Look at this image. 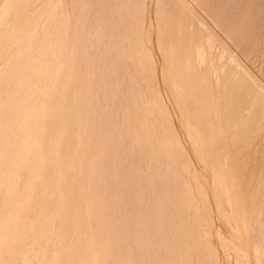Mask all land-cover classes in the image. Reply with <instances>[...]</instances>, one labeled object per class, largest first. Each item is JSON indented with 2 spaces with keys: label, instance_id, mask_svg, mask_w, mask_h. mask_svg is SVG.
Masks as SVG:
<instances>
[{
  "label": "bare ground",
  "instance_id": "1",
  "mask_svg": "<svg viewBox=\"0 0 264 264\" xmlns=\"http://www.w3.org/2000/svg\"><path fill=\"white\" fill-rule=\"evenodd\" d=\"M32 2L33 0H0V264H173L175 259L178 264H193L190 252L195 253L196 264H214L211 262L214 258L211 255L209 239L201 230L198 219H192V227L188 223L185 211L192 205L193 196L190 187L184 182L183 171L177 167L180 164L173 159V155L160 140H164V143L170 141L172 129L160 124L166 115L161 113L159 106L148 102V96L139 85L140 80L129 72L128 63L139 65L137 74L143 80L142 74L150 69L145 62L148 60L146 52L137 49L144 1L70 0L72 23L68 21L70 16L66 13V5L62 0H47L49 7L46 14L41 8L27 17ZM161 2L163 1L155 3ZM164 2L169 4L165 10H160L156 5L154 7L158 37H164L165 61L173 62L174 68L177 69L179 65L181 68L183 66L179 64L181 58L187 60L183 73L180 72L179 77H175V84L178 86L176 93L183 106L193 113L192 120L196 117L204 120L199 121L198 126L194 124L191 127L192 122H189V137L194 142L206 140L207 143L211 131L206 129V124L209 123L205 120L209 118L207 112L211 107L205 111L207 106L202 98L209 93L201 91L203 81L197 78L198 73L192 70L191 63L194 61L190 62L194 56L200 63L205 59L203 45L191 40L200 34L201 21L189 1ZM233 2L234 0H211L213 18L215 16L227 25V32L232 39L236 37L232 27L237 24V18L239 21L248 19V14L237 10ZM200 3L204 5L203 1ZM91 4H95V7L91 8ZM162 22H165L164 29L161 28ZM195 23L198 27L193 26ZM181 37L182 44L179 42ZM214 39L216 38L212 40ZM92 48L98 63L104 59L103 53L114 49L109 65L110 68H117L118 73L109 70L105 74L112 79V84L124 87L117 88L119 102L115 110L120 112L123 134L134 139L133 145L139 143L137 159L151 165L147 168L150 173L146 177V191L153 206L148 212L150 216L146 219L140 208L141 191L136 184L138 178L143 175L142 170L132 171V162H122L117 140L112 142L111 146L108 143L109 136L121 135V127L120 130L116 128L117 121H107L112 117L113 111L110 102L117 96L105 89L107 81L104 72H99L98 78L94 80V73L89 66L92 67L89 54ZM223 53L220 52V55ZM229 55L230 53L226 56ZM175 56H178L179 60ZM212 56L214 54H211L213 61ZM209 63L211 64V61ZM97 68L104 70L105 65L98 64ZM208 68L210 69L209 66ZM217 69L218 67L215 72H219ZM231 72L233 73V70ZM191 74H196L194 78L197 79L193 80ZM191 79L194 82H191ZM238 82L236 81V85ZM260 90L263 91L259 88L258 91ZM209 91L211 94V90ZM262 93L261 98L264 100V92ZM232 99L235 101L237 98ZM215 104L218 106V102H214ZM188 115L186 116L189 117ZM148 118L157 120H147ZM131 119L136 120L132 122ZM249 124L251 125V122ZM211 125L208 128L211 129ZM201 131L205 133L198 137L196 133L201 134ZM222 136L220 140L225 142V135ZM231 141L233 142L232 139ZM223 146L220 143L216 152L221 159H226L227 155L223 153L226 147ZM111 147L112 153H109ZM132 155L133 153L129 152V156ZM123 164L126 165L120 172L119 167ZM140 167L138 164V168ZM219 178L217 177L218 183ZM110 182L114 183L113 190L109 189ZM218 183L216 187L221 184ZM221 186L222 184L218 187L219 190L223 189ZM220 192L223 193L221 190ZM124 195L125 198L128 197L127 206ZM223 195L227 197V194L220 193V197H224ZM221 201H218L219 204ZM228 203L229 201L226 205ZM195 205L198 206L197 201ZM197 212L199 213V208L194 207L196 215ZM226 213L230 214V210ZM229 216L231 214L228 218ZM163 218L165 222H162ZM230 220L229 223H232L233 219ZM109 221H112V234L110 242H106L103 229ZM147 223L151 227L150 230L147 229ZM229 223L226 225L231 229ZM188 226L194 229L196 242L188 241L194 236ZM150 232L152 237L149 236ZM157 233L162 234L158 242L154 241ZM262 237L260 234L261 241L264 238ZM171 240L176 245L172 250ZM258 241H254L253 246L256 256L261 248H264L258 246L261 244ZM127 243H133L135 246L133 260L130 252L129 259L120 263V250L126 248ZM190 243L196 245L194 250ZM159 246L165 252L163 260L154 254L155 248ZM223 248L225 250L226 247L220 249ZM236 249L238 253H242L239 248Z\"/></svg>",
  "mask_w": 264,
  "mask_h": 264
},
{
  "label": "rangeland",
  "instance_id": "2",
  "mask_svg": "<svg viewBox=\"0 0 264 264\" xmlns=\"http://www.w3.org/2000/svg\"><path fill=\"white\" fill-rule=\"evenodd\" d=\"M46 1L47 0H33L32 5H31V7L27 13V17L32 16V14L35 13V11H37L38 9H41V8L44 9L43 12H44V14H46V12H47L46 9H47V7H49L46 4ZM143 1H144V3H143L144 6H142V12H141L142 27L139 30L140 38H139V43L137 45V49H142L146 52L145 54L148 56V60H146L145 62H146V65H148L150 67V69H148L145 72V74H142L144 76V79L141 80L142 78L140 79L138 74H137L138 70H139V65L135 64V66H133L130 63H128V68H129V72L137 80H140L139 85L144 90L145 94L148 96V99H149L148 102L149 101L153 102L154 105L159 106V108L161 109V113H164L166 115L165 116L166 121L163 120L162 122H160V124L162 126H164V124H165V127L172 129V131L170 133V141L168 140V142L164 143L165 142L164 140H162V139H160V140H161V143H163L164 147L167 148L166 150L171 155H173V159L176 162H178L180 165H182V166L177 165V167L183 171L182 174H183L184 182H185L186 186L190 187L192 196L194 198V199L192 198V200H193L192 205L193 206L192 205L188 206L186 208V211H185V214L188 218V223H190L189 225L191 226V222L193 221L192 219H194V218L198 219L200 227L202 226L201 230L203 231V233L205 235H207V237L209 239L210 250L212 253L211 255L215 259L214 260L212 258L213 260L211 262H214V264H236L237 261H238L237 264H259V263L264 264V260H263L264 259V253H263L264 248L262 249L260 247V246L264 247V240H263L264 239L263 238L264 237V100H263V97L261 98V96L263 94L262 92H264V0H234L233 4H234V6H236V9L237 10H243V12L248 14V19L245 21H239V18H237V22H236L237 24H235V26L232 27L234 29V31H233V29H232V31L235 32V35H236L235 38L233 37L234 39L229 37V34H228L229 32H227L228 31L227 25L220 22L218 20V18H216L215 16L213 18V15H212L213 5L211 6V0H187L192 4L195 12L198 15V18L201 21L200 25H199V28H202V29H199L200 34L198 35V37H196L195 39H191V40L195 41V43L197 42L196 44L200 43L203 45L204 48L202 47V50L204 49L203 52L205 51L204 52V54H205L204 58L205 59L200 63V61H198V59H195L194 58L195 56H194L193 58H191V61L188 60V62L194 61L193 63H191L192 64V66H191L192 70H195V73L196 74L198 73L197 78H201V81H203L201 83V91L202 92L207 91L210 94L209 90H211L210 95L207 94V92H206L207 95L205 97H207V98H205V97L202 98V101H204V104H206V106H207L205 111H208L209 108L211 107L210 110L207 112V115L209 118H207V120H205L206 123H209V124L205 123L206 126L208 125V127H210V125L212 124L211 129L208 127L206 128L207 130L209 129L211 131V132H209L210 134L208 135V137L210 139V140H208L209 144H207L208 141L206 143L205 139H204L205 141L201 140L204 142V144H203V142H201V141H199V142L195 141L194 142L189 137L190 135H189V133H187V132H189V131H187L189 128V122H192V125H190V127H191V126H194V124H197L196 126H198V124H200V122L204 121V120H200L199 117H196L195 118L196 120L195 119L192 120L193 119V113L191 111H189V109H187V107L183 106V103L181 102V100L177 96L178 92L176 91V88L178 86L175 84V77H179L178 74H180V72L183 73L184 64H186L187 60H185L184 57L183 58L180 57L182 60L181 59L179 60L177 58L178 56H175V58L179 60V64H183V66L181 65L182 68L179 67L180 65L178 64L179 66L177 67V69H175L174 68L175 66H173L174 65L173 62H172L173 63L172 64L170 62L168 63L167 61H165L166 57H165L164 48H163V38L164 37H162V38L158 37L159 32H157V31H159V29H158V26L156 24L157 18H156V10H155L154 6L156 5L158 8H160V10H165L167 8V5L169 6V4L165 3L164 0H143ZM156 1H163V2H161V4H156L155 3ZM202 1H203L204 5H202L200 3ZM206 1H209L210 3L206 4L205 3ZM250 1H251V4H250ZM62 2L64 3V5H66V13L70 16L68 21H69V23H72L73 19L71 18V16L73 15V11H72L71 6L69 5L70 0H62ZM93 6L95 7V4H91L90 7L93 8ZM199 15H200V17H199ZM161 26H162L161 28L164 29L165 28V22L164 23L162 22ZM193 26L198 27L196 23ZM237 27H238V29H237ZM194 29H195V27H194ZM182 31H183V29L180 31V33H182ZM199 31H198V33H199ZM16 33H19V32H16ZM214 35H216V36H214ZM244 35H245V37H244ZM210 36L212 39L213 38H216V39L212 40L211 38H209ZM238 37H239V39H238ZM196 39H197V41H196ZM243 39H244V41H243ZM180 40L182 42V40H183L182 37L179 39V42H180ZM219 41L222 43H220ZM190 43L192 45L194 44V42L193 43L190 42ZM215 43H216V45H215ZM221 44H222V46H221ZM193 47L194 46H192V48ZM94 48H95V46H94ZM221 48L222 49L226 48V49H225V51H223ZM113 50L114 49L112 48L111 50L107 51L106 53H103L102 56L104 59H101L100 63H98V61L95 60L96 55L94 52H92L93 48L89 52L90 57H91L90 63L92 64V67H91V65H89V64L88 65L90 66V68L92 69V72L94 73V75H93L94 80L98 78L99 72H104V74H105L109 70H115V72L118 73L117 68H114V69L110 68V65H109ZM214 51H215V53H214ZM220 52L223 54L220 55ZM225 52H227V53L225 54ZM229 53L231 56L229 55L227 57L226 55H228ZM211 54L212 55L214 54V56H212V57H214L213 61L211 58ZM219 57H221L222 59ZM193 59H195V60H193ZM218 59H220V60L218 61ZM225 59L227 61L230 59L231 60L228 61L227 62L228 64H227L226 62H224V61H226ZM210 61H211V64L209 63ZM165 62H167V64ZM98 64H104L105 69L104 70L98 69L97 68ZM193 64H194V67H193ZM205 64H207V66ZM235 64H237V65H235ZM202 65H203V67H202ZM213 65L214 66L217 65L216 67H218L219 72H215L216 67H214ZM224 65H225V67H224ZM208 66L210 67V69L208 68ZM220 66L224 67V68H221ZM132 69H134V70L132 71ZM218 69L216 71H218ZM222 69H224V71ZM232 70H233L234 74L231 72ZM177 71H179V72L176 73ZM221 71H222V73H221ZM133 72H135V73H133ZM203 72H206L210 76L208 77L207 74L203 73ZM175 74H177L178 76L177 75L175 76ZM196 74H194V75L191 74L193 76V77L192 76L191 77L194 78V76ZM232 74L234 76V80H233ZM235 75L237 77H235ZM104 78L107 81V86L105 87V89L107 88V90H110L109 93L113 92L117 96L118 95L117 88L118 89L124 88L123 86H119V85L117 86L115 84H112V79L109 76H107L106 74L104 75ZM197 78H194L193 80H195ZM206 78H208V79L206 80ZM193 80L191 82H194ZM205 80L208 81L207 82L208 84L211 82L212 83L208 85ZM238 80L240 82H238ZM236 81L238 82V85H236L237 84ZM205 83L207 86L205 85ZM253 83H255V84H253ZM240 84H241L242 88L240 87ZM252 84L256 85V87L258 89L261 88L263 91L260 90V92H259L258 89H256V87H254ZM192 85H194V84H192ZM249 86H250V89H249ZM258 86H260V87H258ZM206 87L207 88L210 87V88L207 89ZM193 88L195 89V86H193ZM251 88H253V89H251ZM237 89H238L239 93H238ZM246 89H248V90H246ZM257 91L259 92L258 95L256 94ZM242 92H243V94H242ZM212 93H213V95H212ZM232 94H233V97H232ZM211 96H215V97L212 98ZM234 97L237 98L236 100L234 99L236 102L233 101V99H232ZM256 98L259 101H257ZM118 102H119L118 96L113 101L110 102L111 109H113V111H112V117L110 119L108 118L107 121L111 122V123L112 122L115 123L117 121V127L116 128H118L120 130V127H121V135L118 137H115V136L113 137L112 135H111V137L109 136L108 137V143L111 146V143L116 142V140H117L118 144L117 143L116 144L120 148L119 155L121 156L122 162H128V161L132 162L133 163L132 171L137 172L138 169L142 170L143 175L138 178V180L136 181V184H137V186H139V190L141 191V207L140 208H141V210H143L144 219H146L150 216V214H148V212L151 211V208H152L151 206H153L151 204V201H152L151 197L148 196L147 191H146V177L150 173V170H147V168L151 167V165L150 166L147 165L145 161H144V163H143V161L139 162V159H137V155H138L137 154L138 153L137 145L139 143H135V145H133L134 139H132V137H128L127 135L125 136L123 134V131H124L123 125H122L123 122L121 123L122 119L119 118L120 112L119 111L116 112V110H115V107L118 104ZM214 102L215 103L218 102V106H220V107L218 108L217 104L214 105ZM250 103H252L251 106H250ZM181 105L183 106V108H185L187 110L183 109ZM262 107H263V109H262ZM215 108H216V110H215ZM217 108H218V110H217ZM250 109H252V110H250ZM244 110H246L247 112ZM187 111H189L190 113ZM216 111H217V113H216ZM229 114H230V116H229ZM186 115H188L189 117H187ZM227 115L229 118H227ZM218 116H219V118H218ZM249 116H250V118H249ZM197 118H198V120H197ZM236 118H237V120H236ZM131 120L133 122L136 119H131ZM147 120L155 121V120H157V118H148ZM249 122H251V125L249 124ZM223 126H225V127H223ZM156 127H157V125H156ZM231 127H232V129L234 127L233 132H232ZM235 129H236V131H235ZM245 129H246V131H245ZM199 133L200 132H198V134L196 133V135H198V137L200 135L203 136L204 134H202V133H205V132L201 131V134H199ZM234 133H236V134H234ZM222 135H225L224 139H223V140H225V142L221 141L223 138ZM235 136H236V138H235ZM241 136H242V138H241ZM226 138H227V140H226ZM231 139L233 140V142L231 141ZM220 143L222 145H224L223 147H226V150L223 151V153H226V155H227L226 159H221L222 157H219V155L217 154V152H218L217 150L219 148L218 146ZM217 144H218V146H217ZM208 145L210 146V148H208ZM232 145H234V146H232ZM204 146H206L207 148ZM112 147H114V146L112 145ZM112 147L109 148V151H108L109 153H112V149H113ZM129 147L131 150L129 149ZM231 147H233V149ZM206 149H208V150H206ZM208 151H209V153H208ZM233 151L235 152V154ZM129 152L133 153V155L131 157L129 156ZM218 157L221 160H219ZM216 159H217V161L219 160L221 162L215 161ZM184 162H185V165H184ZM138 164H139V167L141 166L140 168H138ZM125 165L126 164H123L119 167L120 172L122 171V169H124ZM219 167L221 170L218 169ZM217 170L218 171L220 170V171L218 172ZM216 172H218V173H216ZM221 176H223V177H221ZM217 177H220L219 182L222 184L221 188H223L220 190L223 191V193L220 192V190L218 189V187L221 184L217 182ZM138 181H140V182H138ZM217 183H218V185L220 184L218 187H216ZM224 184H225V186H224L225 188L223 187ZM108 186H109V189L112 188V190H113L114 187H112V186H114V183L110 182ZM214 187L217 189H215ZM199 189L201 191H199ZM216 191H218V192H216ZM219 192L221 193V195L227 194V197H225L226 195H223L224 197H220ZM217 193H219V194H217ZM215 194H217V195H215ZM214 195H215V197H214ZM202 196H204L203 198H205V199H203ZM123 198L126 199L125 206H127V198L128 197L126 196V198H125V195H124ZM195 200L197 201L198 206L195 205V203H196ZM220 200H222L221 204H219V202H218ZM227 201H229V203L226 205ZM222 204L224 205V207L229 208L227 210L228 211L230 210V214H231V216H229L230 218H228V215H230V214L226 213L227 210H226V208L223 207ZM228 206H230V207H228ZM194 207L199 208V213L197 212V215H196V213H194ZM221 209L223 210V212ZM222 215H224V216H222ZM202 217L204 218V220ZM163 219H162V222H165V219L164 220ZM226 219L228 222L226 221ZM230 219H233L234 223L233 222L229 223V221H231ZM202 221L203 222L206 221V223H203ZM226 222L229 223L228 225L231 226V229H230V227H228L226 225L227 224ZM111 225H112V221H109L108 224H105V228L103 229V235L105 237L106 242L107 241L110 242V237L112 234ZM146 225H148L147 229L150 230L151 227L149 226V223H147ZM232 225H233L234 229L236 228L235 230L233 229ZM234 225H236V227ZM190 226H188V227L191 228L192 226L191 227ZM209 227H211V228H209ZM190 230L192 233H194L193 234L194 236L191 237L188 241L189 242L190 241L196 242L197 236H195L196 234L194 232V229L191 228ZM255 231H258V232H255ZM211 233H212V235H211ZM257 233H258V235H255ZM260 234H261V237L263 235V237H262L263 242L259 239ZM149 236L152 237L151 232L149 233ZM161 236H162L161 233H157V235L154 238V241L158 242L161 239ZM254 238H255V240H254ZM237 240H239V241H237ZM258 240H260V241H258ZM222 241L224 243H222ZM254 241H258L259 243L261 242V244H263V245H261V244L258 245L261 248V250L259 251L261 253L258 252L257 256L254 255V249H253L254 248L253 247ZM219 242H221V243L218 244ZM232 243H233V245H232ZM239 243H240V247H238ZM133 245H134L133 243H131V244L127 243L125 245L126 248L124 247L123 250H120V263L125 262L126 260L129 259L128 253H130V252L132 253L131 258L133 260V253L135 252V250H134L135 246H133ZM173 245H174V241L171 240V247H170L171 250L174 247H176V245H174V246ZM190 245H192L191 246L192 250H194L196 248V245H193L192 243H190ZM234 245L236 246L235 248H233ZM106 246H108V245L106 244ZM223 246L226 247L225 250H224V248H223V250L220 249ZM161 248L162 247H160V246L156 247L154 250V254H156L160 260H163V259H165V252H164V249L162 248V250H161ZM236 248H239L240 249L239 251L242 253H238V249H236ZM235 249L237 250V252L235 251ZM215 250H217V251H215ZM262 250H263V252H262ZM262 254H263V256H262ZM190 255H191V259L193 261V264H196L195 253L190 252ZM243 255H244V257H243ZM241 257H243V258H241ZM260 257H262L263 259ZM254 258L255 259L260 258V259H257L260 262H258ZM209 260H211V259H209ZM167 261L170 262L169 260H167ZM255 262H257V263H255ZM172 263L178 264L176 259ZM202 264H207V263L203 262Z\"/></svg>",
  "mask_w": 264,
  "mask_h": 264
}]
</instances>
